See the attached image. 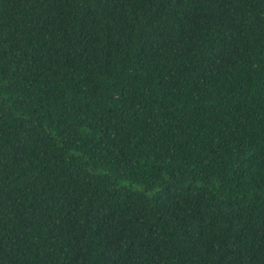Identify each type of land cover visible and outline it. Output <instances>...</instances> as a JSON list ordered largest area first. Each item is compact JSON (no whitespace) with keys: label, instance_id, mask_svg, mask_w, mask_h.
<instances>
[{"label":"trees","instance_id":"16d2710c","mask_svg":"<svg viewBox=\"0 0 264 264\" xmlns=\"http://www.w3.org/2000/svg\"><path fill=\"white\" fill-rule=\"evenodd\" d=\"M0 264H264V0H0Z\"/></svg>","mask_w":264,"mask_h":264}]
</instances>
